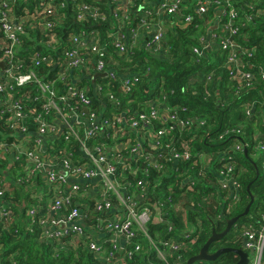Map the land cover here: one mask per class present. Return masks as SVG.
<instances>
[{"label":"built area","instance_id":"built-area-1","mask_svg":"<svg viewBox=\"0 0 264 264\" xmlns=\"http://www.w3.org/2000/svg\"><path fill=\"white\" fill-rule=\"evenodd\" d=\"M246 8L233 0H0V157L24 164L10 182L0 171V225L16 218L11 205L20 201L6 195L12 183L30 198L19 204L29 232L36 225L42 238L69 247L81 241L99 264L132 259L141 253L144 237L162 264H185L184 252L199 231L175 232L164 217L170 196L163 197L160 187L172 191L165 183L171 178L174 184L181 178L178 188L184 192L198 182L210 184L209 169L216 175L211 184L216 196L235 204L242 185L232 152L247 150L250 143L238 137L230 153L216 159L193 154L186 133L205 120L181 116L188 106L169 103L163 91L138 102L135 110L122 107L114 86L128 94L141 76L117 71L116 58L128 60L136 50L166 56L167 35L194 24L203 30L192 46L196 61L219 48L235 97L256 90L264 100V61L255 60L257 46L243 32L254 18L264 17V0ZM212 77L210 72L206 81ZM258 103L243 100L241 111L244 122L263 127L250 140L264 171V115L259 117ZM244 131L245 124L225 126L217 140ZM88 201L94 226L87 221ZM161 224L167 225V236L154 239L149 226ZM231 241L253 254L251 264H264V212L257 209Z\"/></svg>","mask_w":264,"mask_h":264},{"label":"trees","instance_id":"trees-1","mask_svg":"<svg viewBox=\"0 0 264 264\" xmlns=\"http://www.w3.org/2000/svg\"><path fill=\"white\" fill-rule=\"evenodd\" d=\"M239 9L246 8V4L255 0H233ZM73 27L76 28V25ZM68 28L62 31H68ZM105 28L103 29V31ZM203 32L202 28L194 24L184 29H177L174 33L167 35L168 53L165 56H151L143 50H136L134 55L128 60L118 59L120 72H137L141 76L140 85L128 94H120L117 85L114 86L115 94L121 99L122 107L135 110L138 102H143L150 96L165 92L167 100L171 104H185L188 111L183 112L181 116L198 115L205 120L202 126L191 125L190 131L186 133L187 140L191 139L190 148L193 154L206 152L214 159L221 152L230 153V145L235 143L239 137L244 142H249L247 153L232 152L234 161V173L242 185L241 198L235 204L230 199L222 202V198L216 196V175L208 169L207 179L210 184L198 182L192 190H180L174 184L173 178L165 183L173 185L172 191L167 187H160L159 193L163 191V197L170 196V202L164 210L166 220L172 222L176 231L196 227L199 231V237L195 244L191 245L189 250L184 252L185 258L198 253L201 246L206 242L212 229L220 232L224 229L226 220L239 215L249 202V194L246 190L250 184V191L254 195V201L250 210L261 207L264 212V171L261 169L262 155L258 158L252 156V142L250 135L256 129H263L259 123L244 122L243 112L241 111V102L246 99H255L259 117L264 115L263 98L256 90L249 91L239 96L234 95L233 84L229 81L225 69L222 67L225 59V53L219 48L206 53L200 61H196V55L192 52V46L197 44L199 34ZM243 32L247 35L252 45L257 46L256 61H264V17L257 16L247 24ZM33 43L24 40L23 45L29 46ZM118 64V65H119ZM42 67L37 69L41 71ZM213 72L211 82L206 81L207 75ZM261 88V86L259 87ZM24 92V91H22ZM245 124V133L229 134L222 140H217L218 133L225 126H236V124ZM213 167L218 166L217 161H213ZM23 163L20 160L10 161L4 156L0 157V171L4 179L8 182L23 173ZM256 165V169L255 166ZM198 167H193L191 173L196 174ZM5 171V172H2ZM156 175L151 176L155 180ZM6 195L14 194L18 204H12L13 211L16 214L14 221L0 225V264H99L100 260L89 252L86 245L81 241L72 247L67 244L42 238L39 228L33 225L34 231L29 232L26 229L24 217V208L19 205L28 200L29 196L17 191L12 183H7ZM172 192V193H171ZM183 192V193H182ZM209 195L213 197H208ZM151 196V194L149 195ZM7 198V197H6ZM208 199V200H207ZM93 203L88 201L89 215L88 222L96 225L95 214L92 213ZM248 212V213H249ZM250 220L247 215L241 216L234 224L230 232L222 239L214 241L209 246V251L224 246L242 248L239 243H233L231 239L238 233L239 228ZM166 224L156 227L149 226L150 235L154 239L167 236ZM158 234L156 237H154ZM136 241V240H135ZM142 245L141 253L135 255L132 259L116 264H162L156 259L154 252L149 250V244L144 237L140 239ZM118 260V259H117ZM238 256L232 252L221 254L214 261L195 262L196 264H234Z\"/></svg>","mask_w":264,"mask_h":264},{"label":"water","instance_id":"water-1","mask_svg":"<svg viewBox=\"0 0 264 264\" xmlns=\"http://www.w3.org/2000/svg\"><path fill=\"white\" fill-rule=\"evenodd\" d=\"M2 66V63H1ZM245 153H247V150H244ZM255 169L257 168L256 165ZM257 170V169H256ZM248 194H249V202L245 206L244 210L242 213L239 215L233 216L231 218H228L225 223V227L222 231L216 232L214 229H212L210 236L206 240V242L201 246L200 250L198 253L190 256L187 258L185 264H194L195 262H202V261H214L216 260L221 254L232 252L238 256V260L234 264H247L248 258H247V253L241 249V248H235V247H230V246H224L216 249L214 252L209 251V246L217 240L222 239L225 235H227L228 232H230L231 227L236 224V221L244 215H247L251 204L254 201V195L250 191V184L247 185L246 188Z\"/></svg>","mask_w":264,"mask_h":264},{"label":"rangeland","instance_id":"rangeland-1","mask_svg":"<svg viewBox=\"0 0 264 264\" xmlns=\"http://www.w3.org/2000/svg\"><path fill=\"white\" fill-rule=\"evenodd\" d=\"M180 180H181V178H178V184H175L176 186L179 185ZM208 197H213V196L209 195ZM207 200H208V199H207ZM257 209H258V211H260V212L263 211L262 208H261L260 206L257 207V208L254 209V210H253V208H252L251 211L248 213V216H249V217H253L254 215H257ZM241 249H243V250L247 253V255L249 256V262H248V264H251V263H252V260H253V254H252L250 251H246L244 248H241ZM194 264H196V263H194ZM200 264H203V263H200Z\"/></svg>","mask_w":264,"mask_h":264}]
</instances>
